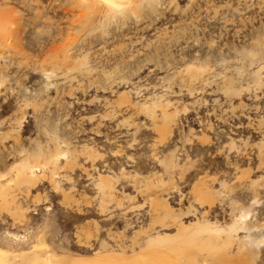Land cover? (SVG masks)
I'll use <instances>...</instances> for the list:
<instances>
[{"label": "rangeland", "instance_id": "obj_1", "mask_svg": "<svg viewBox=\"0 0 264 264\" xmlns=\"http://www.w3.org/2000/svg\"><path fill=\"white\" fill-rule=\"evenodd\" d=\"M116 5L0 0V250L264 264V0Z\"/></svg>", "mask_w": 264, "mask_h": 264}, {"label": "bare ground", "instance_id": "obj_2", "mask_svg": "<svg viewBox=\"0 0 264 264\" xmlns=\"http://www.w3.org/2000/svg\"><path fill=\"white\" fill-rule=\"evenodd\" d=\"M117 1L118 0H111V2L112 3H114V4H116L117 3ZM120 5V4H119ZM118 6V5H117ZM191 248V246L189 245V244H186V246L185 247H181V248H179V250H177V252H179L180 254H183V252L184 251H187V249H190ZM174 250H176V249H173L172 250V252H174ZM199 250V249H198ZM179 254V257H178V259L179 260H181V259H183L182 257H181V255ZM0 255H2V253L0 252ZM168 258H165L164 256H162V258H161V260L159 261V263L158 264H175L174 262H171V261H169V260H167ZM27 262V264H38V260H37V258L36 257H34V258H31L30 260H26ZM200 263L201 264H204L205 263V259H203V258H201L200 260ZM152 262V261H151ZM184 262V261H183ZM7 262H5V261H2V259H0V264H6ZM41 264V263H40ZM190 264H197V260H195V259H193L191 262H190Z\"/></svg>", "mask_w": 264, "mask_h": 264}, {"label": "crops", "instance_id": "obj_3", "mask_svg": "<svg viewBox=\"0 0 264 264\" xmlns=\"http://www.w3.org/2000/svg\"><path fill=\"white\" fill-rule=\"evenodd\" d=\"M0 252L2 253V255H0V259H2V261H5V262H7L6 264H9L10 262H9V260L7 259V256L5 255V253L3 252V251H1L0 250ZM35 256H31V258H34ZM30 257H28V256H20V262H19V264H27L26 262V260H30L31 259ZM38 260V259H37ZM43 264L40 260H38V264Z\"/></svg>", "mask_w": 264, "mask_h": 264}, {"label": "snow or ice", "instance_id": "obj_4", "mask_svg": "<svg viewBox=\"0 0 264 264\" xmlns=\"http://www.w3.org/2000/svg\"><path fill=\"white\" fill-rule=\"evenodd\" d=\"M104 2L107 3L110 7H117V5L112 3L111 0H104Z\"/></svg>", "mask_w": 264, "mask_h": 264}]
</instances>
